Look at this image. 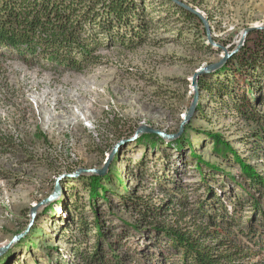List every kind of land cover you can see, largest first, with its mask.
I'll list each match as a JSON object with an SVG mask.
<instances>
[{"label":"rangeland","instance_id":"374dc122","mask_svg":"<svg viewBox=\"0 0 264 264\" xmlns=\"http://www.w3.org/2000/svg\"><path fill=\"white\" fill-rule=\"evenodd\" d=\"M179 1L199 11L210 25L214 43L229 51L245 29L264 26V0ZM158 11L159 7L152 16L167 17L166 28L149 32L141 46L105 44L94 54L99 62L79 72L52 68L0 49V245L26 229L32 207L51 195L56 179L70 174V168H102L116 143L142 125L177 133L193 99L194 74L219 62L223 51L209 44L201 21L195 24L172 12ZM253 96L264 114V83ZM232 107L228 97L211 98L200 92V111L189 122L192 150H178L172 146L176 141L152 147L139 144V139L122 147L109 167L115 171L105 184L107 203L103 197L90 201L79 182L82 176L62 180L57 199L39 210L31 232L0 264H83L71 240L78 236L80 219L93 222V205L107 226L127 237L119 251L138 249L136 260L141 264L180 259L162 249L166 242L162 229L182 234L215 229L195 214L203 201L204 214L217 211L220 215L222 207L230 209L231 202L240 198L243 205L237 222L246 228L252 219L263 242L264 189L251 186L242 164L264 179V131ZM208 133L231 145L233 152L226 154L227 160L216 157ZM194 155L209 167L197 166ZM143 157L145 170L138 171L134 165ZM181 189L189 191L185 204H178ZM120 196L130 198L132 205L123 203ZM136 200L152 209L147 208L152 217L144 220L136 213ZM155 209L160 210L158 216ZM231 229L239 230L237 226ZM221 231L224 236L203 243L214 247L226 239L227 232ZM93 233H89V246L94 243ZM249 241L236 240L233 247L220 252L231 253L236 263L264 264L259 247L239 246Z\"/></svg>","mask_w":264,"mask_h":264},{"label":"trees","instance_id":"16d2710c","mask_svg":"<svg viewBox=\"0 0 264 264\" xmlns=\"http://www.w3.org/2000/svg\"><path fill=\"white\" fill-rule=\"evenodd\" d=\"M158 7V12L165 10L167 14L172 12L174 16H179V19L201 24L198 17L169 0H160L158 5L153 0H0V49L14 51L24 59L49 63L52 68L79 72L99 62V57L94 54L105 44L111 42L124 48L141 46L147 42L149 32L158 27L166 28L167 17L152 16ZM147 8L151 11L147 12ZM198 82L201 94L207 93L211 98L228 97L236 112L264 131V114L258 110L260 104H257V99L253 96L255 90L263 88L264 83V31L251 33L244 48L221 70L199 78ZM240 92H243L241 96H239ZM251 95L254 100L250 98ZM199 111L200 108L197 109V112ZM191 130L190 123L185 127L183 135L172 146L181 151L185 148L192 150L193 145L188 134ZM208 136L212 139L216 157L227 160L226 154L233 152L231 145L216 134L208 133ZM137 142L148 143L152 147L165 144L154 135L142 136ZM233 155L240 161L237 153ZM194 158L198 160L197 166L209 167L196 155ZM144 164L143 157L134 166L138 171H144ZM113 167L104 177H80L79 182L83 183L90 201L103 197L104 202H108L105 184L112 179L115 171ZM212 169L219 171L218 167H212ZM242 170L243 175L248 178L255 190L264 189V179L258 173L245 164H242ZM68 171L71 173L74 169L70 168ZM181 190L180 197L177 198L178 204L187 200L186 192H189ZM120 199L123 203L130 202V206L132 205V200L127 196H120ZM136 201V205L133 204L136 207V213L140 214L144 220L152 217V214L147 211V205H142L143 203L139 200ZM171 202L175 201L170 200L169 203ZM205 203L203 201L198 205L199 209L195 214L199 218L205 217L206 222L215 229L213 231L198 229L187 234L162 229L160 233L166 240L165 243L163 242L164 246H161L162 249L171 255L180 256L176 263H170L164 251H161L159 254L167 259L166 262L169 264H241L234 261L231 253L220 251L223 247L230 249L234 246L232 242L244 241L246 238L250 240L249 244L242 242L239 246L244 245L250 248L252 245L264 251V241H260L258 229L255 228L253 220L251 219L246 228L237 222V212L243 205L240 198L231 202L230 209L222 207L220 210L223 214L220 215L217 211L209 215L204 214L203 204ZM166 205L162 208H166ZM148 209L152 211L151 208ZM93 210L95 214L93 222L88 223L83 218L80 219L77 223L78 236L71 240L75 248L74 253L80 262L83 264H133V262L141 264L136 260L138 249L133 250L128 247L125 251H119L125 247L122 242L127 240V237L117 235L113 227L107 226L102 221L99 211H95V205ZM155 211L158 216L160 210L155 209ZM234 226L239 228L238 233L232 231L231 228ZM221 230L227 232L226 239L221 240L214 247L203 243V240H216L221 235L224 236ZM90 232H94L92 234L94 243L89 246ZM127 236L130 237L128 234ZM111 238H114V241ZM143 256L146 257V255Z\"/></svg>","mask_w":264,"mask_h":264},{"label":"water","instance_id":"95a60500","mask_svg":"<svg viewBox=\"0 0 264 264\" xmlns=\"http://www.w3.org/2000/svg\"><path fill=\"white\" fill-rule=\"evenodd\" d=\"M176 6L192 13L196 17L199 18V20L203 23L205 30H206V35L207 39L210 45L213 47H217L223 51V56L221 57V60L217 63L211 64L209 66L203 67L199 71H197L193 78H192V88H193V99L191 102V105L188 109L187 114L182 118V121L180 122L179 128L177 133H167L163 130L156 129L154 127L148 126V125H142L139 126L133 135H131L127 139L120 140L116 145L114 146L113 150L109 153L108 157L105 160V163L103 164L102 168H92V169H77L74 172L70 174H63L59 176L56 181H55V186L54 190L51 193L49 197L46 199L42 200L38 204H36L34 207H32L31 212H30V222L29 225L26 227V229L15 235L11 241L7 244H2L0 245V259L5 256L12 247L17 245L19 242H21L30 232L33 227V224L37 218V215L39 213V210L49 206L52 204L58 197L60 193V182L66 178H78L80 176H98V177H104L106 173L109 170L110 165L112 164L113 160L117 156L118 152L120 149L124 146L130 145L132 142H135L136 140L140 139L142 136L145 135H154L159 137L162 141L165 142H175L177 141L184 133L185 127L189 124V122L194 119L196 111H197V105H198V100H199V95H200V89L198 85V79L203 76L211 75L219 70H221L227 62L237 53L240 52L242 47L244 46V43L246 42L248 36L256 31H264V26H253L250 28L245 29L242 34L240 41L238 42L237 46L232 50L229 51L227 48L214 43L212 40L211 34H210V25L208 21L205 19V17L196 9L191 8L190 6L186 5L185 3L179 1V0H169Z\"/></svg>","mask_w":264,"mask_h":264}]
</instances>
